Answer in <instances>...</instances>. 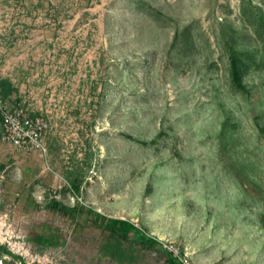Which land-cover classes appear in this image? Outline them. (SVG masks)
<instances>
[{
    "label": "rangeland",
    "instance_id": "obj_1",
    "mask_svg": "<svg viewBox=\"0 0 264 264\" xmlns=\"http://www.w3.org/2000/svg\"><path fill=\"white\" fill-rule=\"evenodd\" d=\"M13 11L56 25L23 36L61 61L0 63L49 122L66 186L50 198L132 220L127 264H183L170 244L187 264H264V0H0V43ZM97 221L67 227L51 264H126L99 253Z\"/></svg>",
    "mask_w": 264,
    "mask_h": 264
},
{
    "label": "crops",
    "instance_id": "obj_2",
    "mask_svg": "<svg viewBox=\"0 0 264 264\" xmlns=\"http://www.w3.org/2000/svg\"><path fill=\"white\" fill-rule=\"evenodd\" d=\"M33 1L41 2L42 0ZM28 12L33 15L37 14L38 17L47 14L46 11L39 8ZM12 13L13 23L7 30L9 40L5 44L0 43V63L12 66L22 64L46 65L61 61V55L60 52H57L55 42L46 41L45 38L42 42H27L29 38L23 36V34H29L31 31L32 33L41 32L42 35L55 33L56 25H29L27 27L15 23L18 11ZM49 38L52 37L49 36ZM5 77L16 87V91L10 97L24 103L25 98L21 92L22 86L21 83L18 84L20 82L18 74L12 70ZM44 142L47 145L46 154H41L36 150L17 153L13 150L10 142L0 137V169L6 173L3 184L5 202L0 204V211L9 209L31 242L48 245L57 255L61 252V242L64 240L67 227H69V231L75 229V226L78 230V226L85 227L92 221L96 223L97 213L91 221L88 220V208L82 204L65 201H57V204H53L50 192L55 187L60 192L62 189H66V186L58 182L46 138H44ZM70 197L73 199L71 195ZM112 217L125 218L121 216ZM97 219L102 224L103 229L107 231L98 249L99 253L113 256L118 261L127 264L126 258H131L132 254L121 247L122 237L117 232H111L104 228L105 220L100 221V216ZM136 227L138 231L139 227L137 225ZM137 231L130 233L134 234ZM3 255H6L4 257L5 264H19L17 262L18 257L9 253L4 245H0V257ZM119 256H122L123 259H118Z\"/></svg>",
    "mask_w": 264,
    "mask_h": 264
},
{
    "label": "built area",
    "instance_id": "obj_3",
    "mask_svg": "<svg viewBox=\"0 0 264 264\" xmlns=\"http://www.w3.org/2000/svg\"><path fill=\"white\" fill-rule=\"evenodd\" d=\"M48 127L49 122L46 117L32 114L24 103L10 96H4L0 92V137L10 142L14 149L20 152L36 150L46 154L44 133ZM5 178V171L0 169V204L5 202L3 188ZM50 197L53 199L59 197L56 187ZM0 245H4L9 253L16 255L19 264L55 263V252L50 247L33 246L9 209L0 211ZM168 247L167 250L177 256L181 263H188V259L181 255L177 248L172 244ZM4 257L6 255L0 257V264H5Z\"/></svg>",
    "mask_w": 264,
    "mask_h": 264
},
{
    "label": "trees",
    "instance_id": "obj_4",
    "mask_svg": "<svg viewBox=\"0 0 264 264\" xmlns=\"http://www.w3.org/2000/svg\"><path fill=\"white\" fill-rule=\"evenodd\" d=\"M234 73L238 74V68L234 63ZM16 91V87L12 84V82L5 76L0 77V92L4 96H11L13 92ZM53 204H57L56 200H53ZM104 228L109 229L111 232H117V234L121 237L127 236L131 231H137L136 225L129 219L126 218H117V217H108L104 216ZM148 242H157L158 240L153 237L145 238ZM165 259L168 262L175 263L180 262L177 256H174L170 251L166 250Z\"/></svg>",
    "mask_w": 264,
    "mask_h": 264
}]
</instances>
